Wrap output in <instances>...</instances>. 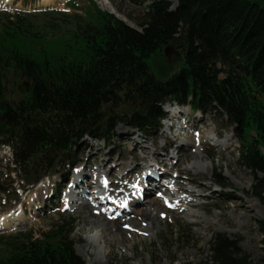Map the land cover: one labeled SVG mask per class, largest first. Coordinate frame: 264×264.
Instances as JSON below:
<instances>
[{
  "label": "trees",
  "instance_id": "obj_1",
  "mask_svg": "<svg viewBox=\"0 0 264 264\" xmlns=\"http://www.w3.org/2000/svg\"><path fill=\"white\" fill-rule=\"evenodd\" d=\"M148 2L139 30L97 10L55 57L36 51L35 42L26 48L32 34L6 26L0 36V146L11 149L17 171L35 184L39 167L48 177L60 164L73 167L82 139L109 142L118 123L158 133L165 103L210 110L233 127L238 162L254 175L264 209V0H177L174 9L168 0ZM169 44L183 61L162 79L149 62ZM122 106L128 111L119 114ZM215 182L223 184L219 175ZM73 229L59 218L38 238L19 235L0 264H85L70 239ZM173 230L179 243H189L188 228ZM259 232L264 264L263 223ZM214 241L210 259L199 264H246L225 239Z\"/></svg>",
  "mask_w": 264,
  "mask_h": 264
},
{
  "label": "rangeland",
  "instance_id": "obj_2",
  "mask_svg": "<svg viewBox=\"0 0 264 264\" xmlns=\"http://www.w3.org/2000/svg\"><path fill=\"white\" fill-rule=\"evenodd\" d=\"M168 1L173 9L176 0ZM102 2H107L115 13L108 5L109 10L119 17L100 8L97 0H0V36L6 26L15 31L21 28L37 40L28 39L26 48L27 43L35 42L32 45L36 51L41 47L55 57L66 52L82 26L95 20L97 10L139 30L138 24L149 4L148 0ZM38 44L41 45L37 47ZM163 50L149 63L160 78L166 79L179 70L183 60L171 61ZM162 109L168 115L167 120L161 121L158 133L145 135L118 123L108 143L82 139L74 167L60 164L51 169L54 175L48 178L45 166L39 167L35 178H41L37 184L24 179L22 171H17L11 163L9 149L0 146V216L20 206L24 212L19 219L21 222L0 228V259L11 255L17 236L30 233L38 238L59 218H66L74 228L70 239L75 253L85 264H199L210 259L216 238L230 243L240 257L245 258L246 264H260L263 252L259 231L264 224V209L253 188L254 175L238 162L240 144L233 127L210 110L191 109L176 103ZM127 111L128 108L122 106L117 112ZM177 111L182 115H175ZM200 139L203 143L194 147V142ZM153 167L155 172L159 169L169 173L159 183L168 190L165 192L168 196L162 191L151 197L145 193L149 195L147 200L130 212L135 214L136 210L145 209L150 198L156 199L164 207L158 215V225L127 231L131 229L128 222L133 216L130 215L118 221L126 241L118 244L117 240V245L109 248L110 236L115 235L82 224L86 213L80 212L79 204L87 203V198L93 203L92 194L101 187L100 178L105 177L109 182L104 188L105 197L111 202L103 196L102 208L106 210L116 203L118 206L121 201L126 206L137 191L135 186L139 179ZM83 168L85 173H82ZM215 175L220 176L222 185L216 184ZM80 180L84 183L79 186ZM85 188L90 190L85 191ZM237 200L239 203L235 206ZM165 202L172 203L174 208H167ZM110 216L102 215L107 219ZM180 225L190 230L188 244L179 243L173 235V229Z\"/></svg>",
  "mask_w": 264,
  "mask_h": 264
},
{
  "label": "bare ground",
  "instance_id": "obj_3",
  "mask_svg": "<svg viewBox=\"0 0 264 264\" xmlns=\"http://www.w3.org/2000/svg\"><path fill=\"white\" fill-rule=\"evenodd\" d=\"M174 1V0H173ZM97 4L100 8H105V10H107L109 13H112V11H114V9L107 3V2H102V0H97ZM108 5L112 8V11L109 10ZM115 13V11H114ZM117 13V12H116ZM113 14V13H112ZM115 15V14H113ZM118 16L119 15H115ZM175 115H182L181 112H176ZM233 136V135H232ZM203 143V141L197 140L194 142V147H199V145H201ZM200 154V153H199ZM157 164L160 161H156ZM77 163V161L75 162ZM159 164H164L163 162L159 163ZM88 166V165H87ZM158 168V167H157ZM156 168V169H157ZM134 169H132L129 173H127V175L129 176V174H132L131 172H133ZM86 170H84L82 173H85ZM145 172V171H144ZM143 174V173H142ZM142 174H140V176H142ZM166 174H169L167 171L162 170L159 171V169H157V171H154V167L153 169L148 168L147 171L145 172L143 178L141 177V179H139L138 184L135 186V189L137 190L134 194V190L132 191L133 194V198L130 199L127 204L129 207V211L128 210H121V206L119 202L118 205H120L119 207L115 204L112 206L111 211L112 212H117V216L115 219H110L108 220L105 217H102V215L104 216V212H102V205L104 204L103 201L100 202V206L99 208H96V206H93L91 202H89L88 198L86 200L87 203H81L79 204V210L80 212L83 210V214L85 216L82 218L81 223L86 225L87 227H93V228H99L102 229L105 234L109 233L111 235H115V236H110L111 240L108 243L109 248L111 247H115L117 245V240H118V244L124 243V241H126L125 237H124V233L121 230V225L120 222L122 221V219H128L129 217H131L130 215L133 216V218L131 217V219L129 220V225L131 227V229L129 228V231L132 232L134 230L137 229V227H142L144 226V228L153 226V225H158V220H159V213L163 210L162 206L158 203V201L153 198H150L149 202L147 203L145 209L143 210H136L135 214H132V208L134 207H139L141 206L145 200H147L146 196H149L145 193H149L150 196H154L155 194H157L159 191H162L161 193L163 195H166L165 192L168 190H164L162 187L159 186V183L164 181ZM180 178V176L178 177ZM78 179L75 180V185ZM177 181H175L176 183ZM84 182L82 180L79 181V186L82 185ZM125 184H127L125 182ZM77 185V186H78ZM61 185H57V187L59 188ZM85 191H89V188H85ZM104 190V189H103ZM113 190L115 191L116 188H113ZM39 196L41 194H36L35 196ZM94 194H92L93 196ZM130 196V193L128 194ZM109 196V195H108ZM168 196V195H166ZM171 197V196H169ZM145 198V199H144ZM35 199V197H34ZM236 200V199H235ZM115 201H117L115 199ZM235 206H238L239 201L237 200ZM73 204V202H72ZM89 205L91 206V208L89 207ZM259 206V204H257ZM260 207V206H259ZM174 208V205H173ZM93 210V211H92ZM94 210H96V212H94ZM132 211V212H130ZM98 212H101L100 214H97ZM23 208H18L16 211L11 212L9 214H5L0 216V228H5L6 226H14L17 224V222H21L19 219L21 218V216L23 215ZM96 213V214H94ZM91 217H93V220H91ZM120 221V222H118ZM6 227V228H7ZM139 227V228H140ZM143 232H146V230H142ZM108 234V235H109Z\"/></svg>",
  "mask_w": 264,
  "mask_h": 264
},
{
  "label": "water",
  "instance_id": "obj_4",
  "mask_svg": "<svg viewBox=\"0 0 264 264\" xmlns=\"http://www.w3.org/2000/svg\"><path fill=\"white\" fill-rule=\"evenodd\" d=\"M176 5L177 4H175L173 7L175 8ZM186 27H187L186 24L182 25V27H181V29H182L181 33L182 34L185 33ZM163 52H164V56L166 58H168L169 60H171V61H174V60L181 61V60H183V56H182L181 52L174 49V44H171L170 46L165 47Z\"/></svg>",
  "mask_w": 264,
  "mask_h": 264
},
{
  "label": "snow or ice",
  "instance_id": "obj_5",
  "mask_svg": "<svg viewBox=\"0 0 264 264\" xmlns=\"http://www.w3.org/2000/svg\"><path fill=\"white\" fill-rule=\"evenodd\" d=\"M123 206V205H122Z\"/></svg>",
  "mask_w": 264,
  "mask_h": 264
}]
</instances>
